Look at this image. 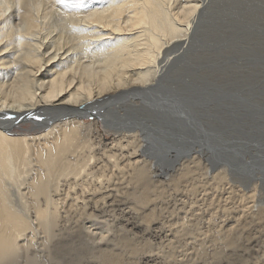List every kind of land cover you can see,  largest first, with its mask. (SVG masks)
<instances>
[{
	"label": "bare ground",
	"instance_id": "6f19581e",
	"mask_svg": "<svg viewBox=\"0 0 264 264\" xmlns=\"http://www.w3.org/2000/svg\"><path fill=\"white\" fill-rule=\"evenodd\" d=\"M2 1L0 264H46L41 255L44 250L55 260L67 247L59 239L62 225L55 230L63 216L67 215L68 223L71 208L61 215L59 197L95 194L99 189L114 195L117 188L110 186L112 180L98 182L111 167L122 173L127 170L133 187L127 193L149 207L153 193L163 186L157 184L160 179L180 171L168 177L178 186L192 173L191 166L183 167V159L175 153L174 165L163 168L165 172L154 179L151 161L170 156L182 144L179 132L186 128V118L193 120L200 111L199 81L193 75V81L183 82L181 68L190 52L187 46L196 43L204 16L212 7H205L206 0H68L75 5L73 13L66 18L62 13L61 18L54 15L60 0ZM172 75L180 79L172 80ZM204 87L211 90L203 91L205 99L217 90ZM201 104L203 108L207 105ZM112 116L114 122L108 118ZM27 122L30 129L20 126ZM166 128L172 131L168 137ZM163 134L167 147L147 142ZM107 136L111 137L108 142ZM238 141L208 149L190 143V148L181 150L184 155V151L191 153L189 161L196 168L202 161L208 162L211 173L216 171L212 165L224 167L212 176L215 187L222 182L225 187L228 175L240 171L259 177L264 184V163L253 166V156ZM206 151L208 158L203 154ZM106 155L112 164L100 167ZM225 161L240 168L231 172ZM177 167L183 168L178 171ZM137 187L140 192L136 194ZM263 205L251 209L257 211L254 216L263 213ZM63 260L59 264H65Z\"/></svg>",
	"mask_w": 264,
	"mask_h": 264
},
{
	"label": "rangeland",
	"instance_id": "374dc122",
	"mask_svg": "<svg viewBox=\"0 0 264 264\" xmlns=\"http://www.w3.org/2000/svg\"><path fill=\"white\" fill-rule=\"evenodd\" d=\"M32 1V4L36 2ZM60 1L62 5L59 7L58 1L59 6L54 7V15L57 17L65 13L63 16L66 18L73 13L72 7L75 5L68 0L66 3ZM4 3L0 0V5ZM204 5L212 8L204 16L196 43L187 46L190 52L185 55L186 62L181 68L182 81H193L192 77L196 75L195 80L200 84V111L210 109L213 115L219 117L217 120L206 115L205 129L210 130L216 125L218 131L224 133L232 130L228 126L230 114L237 111L240 112H237L238 115L245 111L252 114L263 109L264 0H206ZM68 10L72 11L68 13ZM175 75H172V80L178 79ZM204 85L217 88L214 95L207 99L203 91L210 88H201ZM237 91H244L245 97H250L248 105L244 106L242 101L232 99L231 93ZM201 103L207 105L203 108ZM108 118L113 119V122L115 120L114 116ZM86 120L92 121L90 118ZM252 125L253 122L248 127ZM20 126L31 128L28 122ZM113 127L119 130L116 124ZM166 132L167 137L172 134L167 128ZM102 134L106 136L105 132ZM107 138L106 142L111 139L109 136ZM165 139L163 134L147 142L167 147ZM175 148L177 150H171L170 156L151 161L154 163V179L165 172L163 168L174 165L176 154L180 160L183 159V167L185 164L186 168L191 166L192 173L181 179L178 186L171 183L172 179L168 177L179 175L183 167H177L179 172H170L166 179H160L157 184L163 186L156 194L153 193L155 199L149 207L141 206L137 203V196L127 193L133 188L129 185L127 170L122 173L111 168L108 163L113 159L109 155L104 156L100 167L108 165L110 168L105 173L106 177L100 178L98 182L110 179V186L117 190L112 196L99 189L100 193L81 194L82 198L76 193L59 197L61 215L63 210L65 215L66 211L72 209L69 211L71 217L68 223L65 220L67 215L61 216L59 221L62 224L59 223L55 230L59 229V225H64L61 226L59 239H62L64 248L67 247L60 250L58 259L51 260L45 255L47 251L43 246L41 255H44V262L59 264L63 258L65 264H103L108 261L105 260L108 256L111 258L107 262L109 264H264V205L260 216H254L257 211H251L255 206L264 204V184L260 178L249 172L240 171L241 174L229 175L226 172L230 177L227 181L229 184L224 187L225 182H222L219 187H215L212 176L224 170V167L212 168L216 171L211 173L208 162L202 161L196 168L189 161L190 156L183 157L181 145ZM203 154L206 158L210 156L207 151ZM121 160L123 162L122 153ZM123 164L128 166L126 162ZM120 167H123L121 163ZM192 186L197 189L193 191ZM137 188L134 190L136 194L140 192V188ZM78 199L82 204L76 202ZM149 215L153 217L146 221Z\"/></svg>",
	"mask_w": 264,
	"mask_h": 264
},
{
	"label": "water",
	"instance_id": "95a60500",
	"mask_svg": "<svg viewBox=\"0 0 264 264\" xmlns=\"http://www.w3.org/2000/svg\"><path fill=\"white\" fill-rule=\"evenodd\" d=\"M182 93L185 95L188 94V92L184 90ZM245 95L246 93L244 91H237L235 95H232V99L240 100L244 103V106H246L251 99L250 97H245ZM210 112V109H206V111L197 110V113H194L195 115L193 118V120L196 119V121L191 120L189 117L186 118V123L184 125L186 128H181L179 132V135L183 139L181 149L190 148V143H193L196 146L195 148H199V146L202 145L204 149H208V146H214L222 142L223 146L225 147L229 145L230 142L235 144L236 140H239L237 144L242 145V149L247 152L248 156H253L250 161L253 166H260L264 163V109H258L252 114H248V112H242L241 115H238L237 112L239 111L235 112L234 114H230L231 119L229 120L228 126H231L232 130L225 131L224 133H220L216 125L210 130L205 129L204 120L206 119V115H208L211 119L216 118L218 120L219 118ZM251 122H253V125H255L254 127H252L253 125L248 127ZM259 123L261 125H259ZM243 125L246 126L242 127ZM245 128H248V131ZM167 129L171 131L170 128ZM175 131L176 130L173 132ZM240 131L246 133L238 134ZM205 133L211 134L208 135ZM252 133L257 136L252 135ZM187 139L190 141L186 142ZM223 141H225V143ZM242 142L245 143L242 144ZM224 147L222 152H226ZM184 153L185 156L183 157L190 156L191 154L186 151H184ZM223 164L227 165L231 172L234 170L237 171V169L240 168L239 165L235 166L234 164L227 163L226 161ZM212 166L213 168H217L215 165ZM256 169L262 170V168H255V170Z\"/></svg>",
	"mask_w": 264,
	"mask_h": 264
}]
</instances>
